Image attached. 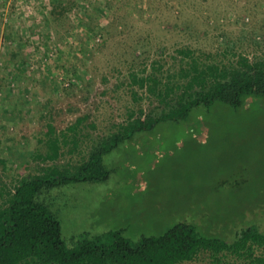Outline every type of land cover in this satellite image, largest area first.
Wrapping results in <instances>:
<instances>
[{"label":"rangeland","instance_id":"374dc122","mask_svg":"<svg viewBox=\"0 0 264 264\" xmlns=\"http://www.w3.org/2000/svg\"><path fill=\"white\" fill-rule=\"evenodd\" d=\"M261 7L264 0H0V187L48 166L73 171L121 126L167 111L194 62L264 60ZM167 85L174 90L162 100ZM241 100L136 130L104 154L106 179L46 190L40 198L66 245L115 230L134 242L181 220L229 237L230 224L259 219L246 211L262 202L253 192L264 184V94ZM52 135L67 143L44 160Z\"/></svg>","mask_w":264,"mask_h":264},{"label":"trees","instance_id":"16d2710c","mask_svg":"<svg viewBox=\"0 0 264 264\" xmlns=\"http://www.w3.org/2000/svg\"><path fill=\"white\" fill-rule=\"evenodd\" d=\"M184 75L186 81L176 85L180 92L175 105L158 116L136 117L121 126L73 171L48 166L41 173L17 179L12 188L0 187V264H264V184L253 192L262 202L246 211L259 219L243 226L230 224L229 237L202 234L196 220H181L162 233L142 235L134 242L115 230L82 237L72 247L66 245L59 221L40 198L46 190L63 184L106 179L110 171L104 154L136 130L164 120H184L199 106L216 102L236 106L245 94H264V60L250 63L241 57L231 67L194 62ZM166 87L164 94L157 93L162 100L174 90ZM52 132L48 125V135ZM62 143L66 139L49 136V151L42 158L56 160Z\"/></svg>","mask_w":264,"mask_h":264},{"label":"crops","instance_id":"0c3cea01","mask_svg":"<svg viewBox=\"0 0 264 264\" xmlns=\"http://www.w3.org/2000/svg\"><path fill=\"white\" fill-rule=\"evenodd\" d=\"M46 10H49V9L46 8L45 11H46ZM255 10H256V14H259V15H261V16L263 17V15H264V7H263V8L261 7L260 9H259V8H256ZM255 10H254V13H255ZM48 13H49V12H48ZM22 17H24V14H23ZM263 23H264V19H261V20H260V24H263ZM255 24H256V23H255ZM262 38H264V36H262ZM260 39H261V37H260ZM261 40H262V39H261Z\"/></svg>","mask_w":264,"mask_h":264}]
</instances>
